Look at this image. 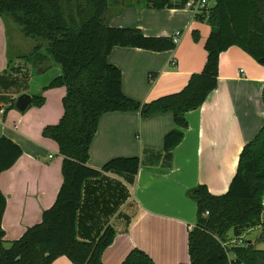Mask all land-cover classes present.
<instances>
[{
    "label": "crops",
    "instance_id": "crops-1",
    "mask_svg": "<svg viewBox=\"0 0 264 264\" xmlns=\"http://www.w3.org/2000/svg\"><path fill=\"white\" fill-rule=\"evenodd\" d=\"M106 8L109 27L135 28L145 36H176V48L169 52L112 49L108 62L120 69L126 97L148 103L180 91L192 74L202 71L210 28L201 9H150L145 0H107ZM193 32L198 34L197 41ZM24 39L22 33H13L12 22L0 16V138L10 139L22 152L0 174V192L6 199L1 221L6 247L41 221L63 180V158L56 143L41 132L59 121L65 89L43 92L45 102L39 108L15 109L20 95L38 94L60 75L59 66L43 48L40 60H25L35 45ZM27 45L29 49L21 51ZM19 76L26 78L27 91H16ZM263 85L264 66L233 46L219 56L216 89L199 108L185 114V129L175 125L172 113L141 118L136 112H114L100 117L88 166L99 169L115 157H138L140 162L136 175L111 172L84 185L78 238L94 240L107 226L116 234L102 253V264H120L135 248L154 264L189 263L187 233L196 222L197 207L186 193L200 184L215 196L227 192L241 149L262 126ZM175 129L182 132V141L166 153L164 136ZM258 230L231 229L228 242H254L251 233ZM52 264L72 263L59 257Z\"/></svg>",
    "mask_w": 264,
    "mask_h": 264
},
{
    "label": "trees",
    "instance_id": "trees-1",
    "mask_svg": "<svg viewBox=\"0 0 264 264\" xmlns=\"http://www.w3.org/2000/svg\"><path fill=\"white\" fill-rule=\"evenodd\" d=\"M188 1L145 0V7L185 9ZM67 3L68 0H0V16H9L24 37L38 42L24 59L40 60L43 48L60 68L58 77L32 95V106H43L42 94L46 90L65 89L59 121L45 126L41 132L42 137L56 143L63 158L62 184L53 205L42 213L41 221L27 228L8 247L4 246L1 229L6 199L0 192V264H52L59 257L72 264H102V253L116 234L107 226L94 240L78 238L84 185L111 172L136 175L140 162L138 157H115L99 169L88 166L89 148L100 117L114 112H136L141 118L172 113L175 125L185 129V114L199 108L217 87L221 53L235 46L264 66V0H215L201 10L210 28L204 43L206 60L202 71L192 74L180 91L141 104L122 93L121 71L108 62V56L115 47L155 53L173 51L174 37L145 36L135 28L109 27L105 19L107 0H85L90 13L83 12L85 18L81 21L75 19ZM192 37L198 40L196 32ZM261 99L264 112V85ZM182 138L180 130L167 133L164 152H171ZM21 154L18 145L2 136L0 174L9 170ZM263 194L264 118L258 132L241 149L226 193L212 195L202 184L186 193L197 207L196 222L187 233V264H264V250L256 247V243H264ZM254 227L260 229L254 242H228L231 229ZM120 264L154 262L135 248Z\"/></svg>",
    "mask_w": 264,
    "mask_h": 264
},
{
    "label": "rangeland",
    "instance_id": "rangeland-1",
    "mask_svg": "<svg viewBox=\"0 0 264 264\" xmlns=\"http://www.w3.org/2000/svg\"><path fill=\"white\" fill-rule=\"evenodd\" d=\"M138 1H140V2H142V1H144V0H138ZM85 0H68V3L66 4L67 5V8H70L71 10H70V12H72L73 13V15L75 16V19L77 20V21H81L82 19H84L85 17H84V15H83V12H84V14L86 13V14H88V13H90V10H89V8H87L86 6H85ZM213 3H214V0H209V3L207 4V6L209 5V6H211V5H213ZM81 11V12H80ZM80 12V13H79ZM1 18H2V20L4 21V22H12L11 21V19H10V17L9 16H1ZM9 27V26H8ZM12 27H13V33L14 34H21V31H20V28L14 23V22H12ZM23 35V34H22ZM23 38H25L24 36H23ZM11 40H13V38H11L10 39V41ZM32 39H27L26 38V40L24 39V43H26V44H28V45H31V44H33V45H35L36 43H38V42H36L35 40L34 41H31ZM43 44V43H42ZM26 46L24 49H21V51H27L29 48L28 47H30V46ZM27 49V50H26ZM42 51V49L40 50V52ZM42 53V52H41ZM26 86H27V81H26V78H23V77H20L19 76V80L18 81H16V84H15V88H16V91H19L20 89H22V90H25V91H27L26 89ZM47 91V90H46ZM63 111V110H62ZM261 219H262V221L264 222V213L262 212V215H261ZM259 233H260V229L258 230V231H254V232H252L251 233V236L254 238V237H257L258 235H259ZM256 247L258 248V249H262V250H264V244H259V243H257V245H256Z\"/></svg>",
    "mask_w": 264,
    "mask_h": 264
},
{
    "label": "built area",
    "instance_id": "built-area-1",
    "mask_svg": "<svg viewBox=\"0 0 264 264\" xmlns=\"http://www.w3.org/2000/svg\"><path fill=\"white\" fill-rule=\"evenodd\" d=\"M209 6H207V2L206 0H189L186 3V8L188 9H192V10H198V9H204V8H208ZM175 41H176V36L174 37ZM261 208H262V212L264 213V194L262 195L261 198ZM241 241H237L235 243H240Z\"/></svg>",
    "mask_w": 264,
    "mask_h": 264
},
{
    "label": "water",
    "instance_id": "water-1",
    "mask_svg": "<svg viewBox=\"0 0 264 264\" xmlns=\"http://www.w3.org/2000/svg\"><path fill=\"white\" fill-rule=\"evenodd\" d=\"M31 105H32V97L27 94H22L16 99L15 109L18 112H24Z\"/></svg>",
    "mask_w": 264,
    "mask_h": 264
}]
</instances>
